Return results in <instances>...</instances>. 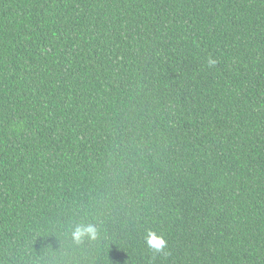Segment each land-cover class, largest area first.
I'll use <instances>...</instances> for the list:
<instances>
[{
  "label": "trees",
  "instance_id": "16d2710c",
  "mask_svg": "<svg viewBox=\"0 0 264 264\" xmlns=\"http://www.w3.org/2000/svg\"><path fill=\"white\" fill-rule=\"evenodd\" d=\"M0 264H264V0H0Z\"/></svg>",
  "mask_w": 264,
  "mask_h": 264
},
{
  "label": "clouds",
  "instance_id": "9594fccd",
  "mask_svg": "<svg viewBox=\"0 0 264 264\" xmlns=\"http://www.w3.org/2000/svg\"><path fill=\"white\" fill-rule=\"evenodd\" d=\"M215 63L216 60L209 56L207 66L212 67ZM97 234L98 230L94 224L78 225L72 232L73 239L77 243H80L85 237L95 239ZM145 243L150 250L156 253L164 252L167 248V240L155 230L148 231Z\"/></svg>",
  "mask_w": 264,
  "mask_h": 264
}]
</instances>
